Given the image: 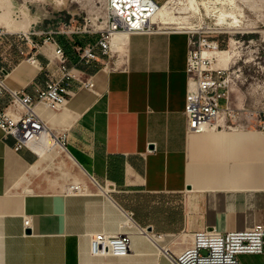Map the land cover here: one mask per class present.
Wrapping results in <instances>:
<instances>
[{
    "label": "crops",
    "instance_id": "1",
    "mask_svg": "<svg viewBox=\"0 0 264 264\" xmlns=\"http://www.w3.org/2000/svg\"><path fill=\"white\" fill-rule=\"evenodd\" d=\"M11 33L0 42V68L10 71L9 87L33 94L44 72ZM188 50L186 31L165 30L129 34L111 58L98 48L97 61L78 66L92 86L74 81L60 109L38 104L65 136L60 153L17 151L0 128V264H175L199 231L264 223V119L222 117L217 128L188 131ZM53 57L43 45L41 64ZM100 233L129 236L128 252H94ZM239 260L264 264V254Z\"/></svg>",
    "mask_w": 264,
    "mask_h": 264
},
{
    "label": "built area",
    "instance_id": "2",
    "mask_svg": "<svg viewBox=\"0 0 264 264\" xmlns=\"http://www.w3.org/2000/svg\"><path fill=\"white\" fill-rule=\"evenodd\" d=\"M108 20L95 44L77 45L65 35L67 25L58 31L43 32L44 37L35 40L40 33L36 31L16 32L20 41L29 44L26 61L38 66L44 72L42 84L34 83L33 94L25 89H14L8 86L9 70L0 68V128L6 136L15 138V150L29 147L31 142H38L47 135L56 144H65V136L58 137L49 127L38 110V104L50 109H60L72 95L74 81L82 86H92L91 80L85 81L78 75L79 65L89 66L98 60L97 49L109 58L114 56L112 40L117 32L156 33L164 31L152 22L159 4L154 0H107ZM189 34V50L186 72L188 87L186 95L185 115L188 131H206L213 129L223 117L236 119L230 107L231 93L234 91L231 81L234 71L228 63H215L208 54L218 51L221 45L203 36L198 31H186ZM9 33L0 31V42L11 41ZM65 37L67 44L77 53V63L71 64L60 37ZM51 44L54 57L49 58L44 66L38 53L43 45ZM22 53H24L22 51ZM223 103L225 106L223 107ZM79 189V186L76 187ZM25 228H31V220L24 219ZM94 252H105L106 249L115 254H124L130 248V237L108 236L98 234L93 241ZM242 254H264V223L239 231L222 233L216 229L202 230L195 233L192 245L174 259L175 264H242Z\"/></svg>",
    "mask_w": 264,
    "mask_h": 264
},
{
    "label": "rangeland",
    "instance_id": "3",
    "mask_svg": "<svg viewBox=\"0 0 264 264\" xmlns=\"http://www.w3.org/2000/svg\"><path fill=\"white\" fill-rule=\"evenodd\" d=\"M8 1L10 13L0 9V31H21L27 15L30 22L27 31L40 33L36 36L39 40L44 37L43 32L58 31L67 25L70 32L65 35L70 41L93 45L108 20L107 0ZM154 1L160 5L165 0ZM172 8L186 28L156 25L165 31H198L219 42L220 49H232L236 53L235 61L228 63L234 71L232 114L241 119L247 115L264 119V0H173ZM60 39L65 42L66 38ZM70 54L77 55L72 51ZM51 149L45 150L44 158L48 151L56 152Z\"/></svg>",
    "mask_w": 264,
    "mask_h": 264
},
{
    "label": "bare ground",
    "instance_id": "4",
    "mask_svg": "<svg viewBox=\"0 0 264 264\" xmlns=\"http://www.w3.org/2000/svg\"><path fill=\"white\" fill-rule=\"evenodd\" d=\"M38 1H41V0H38ZM172 2L173 0H165L162 4H160L158 6L156 14L154 15L152 19V22L154 24L159 23L160 25H177L179 28H186L181 18L174 14L173 8H172ZM0 7H1V10L4 9L9 13L11 11L8 0H0ZM29 24L30 22L28 21V17L26 15L24 24L20 27L21 31L26 32L28 30L27 28ZM128 38H129V33L124 32V31L117 32L112 40L113 49L117 52H122V51L124 52L125 45L128 42ZM232 45L233 43L231 44V47ZM208 54L215 60V62L216 61H226L227 63H233L236 59V53L232 49H229V50L219 49L218 51H213ZM30 146L33 147L39 153H42V150L45 147H48L47 150H50L51 148L55 149L56 153L61 152V148L59 146H56V144L52 141V139L48 137L47 135H44L38 142H31ZM122 220L125 223L130 222L125 216H122Z\"/></svg>",
    "mask_w": 264,
    "mask_h": 264
},
{
    "label": "trees",
    "instance_id": "5",
    "mask_svg": "<svg viewBox=\"0 0 264 264\" xmlns=\"http://www.w3.org/2000/svg\"><path fill=\"white\" fill-rule=\"evenodd\" d=\"M68 52V51H67ZM69 54V53H68Z\"/></svg>",
    "mask_w": 264,
    "mask_h": 264
}]
</instances>
